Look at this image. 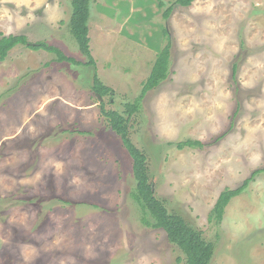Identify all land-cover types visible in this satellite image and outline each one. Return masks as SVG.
<instances>
[{
    "label": "rangeland",
    "instance_id": "rangeland-1",
    "mask_svg": "<svg viewBox=\"0 0 264 264\" xmlns=\"http://www.w3.org/2000/svg\"><path fill=\"white\" fill-rule=\"evenodd\" d=\"M71 1L0 0V35L87 62ZM175 2L91 0L95 68L24 46L0 61V264H185L141 222L131 158L100 112L123 113L167 45L168 77L128 123L154 196L213 245L211 264H264V173L209 220L223 190L264 168V0ZM94 75L112 99L98 101ZM187 140L201 146L177 147Z\"/></svg>",
    "mask_w": 264,
    "mask_h": 264
},
{
    "label": "trees",
    "instance_id": "trees-1",
    "mask_svg": "<svg viewBox=\"0 0 264 264\" xmlns=\"http://www.w3.org/2000/svg\"><path fill=\"white\" fill-rule=\"evenodd\" d=\"M193 1L176 0L174 4L180 7H188ZM90 2L91 0H72V15L70 17V30L81 54L87 58V62L81 63L71 57H67L59 48L45 41L30 42L24 35H0V61H4L9 52L15 47L24 46L32 51H44L53 54L55 55V61L58 63L68 62L76 66L82 65L95 68L96 64L90 53V39L88 37ZM171 12L172 5L167 8L163 17L167 19ZM169 58L170 46L167 45L157 54L151 71L142 86L140 95L132 102L124 105L123 113L104 109L103 104L100 102L101 97L109 95L112 99L113 90L103 85L97 75L93 76L92 90L101 104V114L106 118L110 129L119 137L131 158L134 186L129 193V197L141 212L143 225L149 229L163 231L167 241L181 251L185 264H211L214 253L213 245L205 241L202 234L188 225L179 214L169 212L164 203L154 196L153 184L151 183L147 166V157L132 143L129 137L128 123L130 117L138 112L146 93L157 88L161 82L167 79L170 66ZM236 67L233 64V73H235ZM196 146H201V144L190 140L177 144L179 149ZM261 173H264V168L254 170L237 188L223 190L210 211L209 220H214L218 225L228 203L233 198L240 196Z\"/></svg>",
    "mask_w": 264,
    "mask_h": 264
},
{
    "label": "crops",
    "instance_id": "crops-1",
    "mask_svg": "<svg viewBox=\"0 0 264 264\" xmlns=\"http://www.w3.org/2000/svg\"><path fill=\"white\" fill-rule=\"evenodd\" d=\"M176 0H162V2H174ZM107 32H110V31H107Z\"/></svg>",
    "mask_w": 264,
    "mask_h": 264
},
{
    "label": "water",
    "instance_id": "water-1",
    "mask_svg": "<svg viewBox=\"0 0 264 264\" xmlns=\"http://www.w3.org/2000/svg\"><path fill=\"white\" fill-rule=\"evenodd\" d=\"M153 189V188H152Z\"/></svg>",
    "mask_w": 264,
    "mask_h": 264
}]
</instances>
